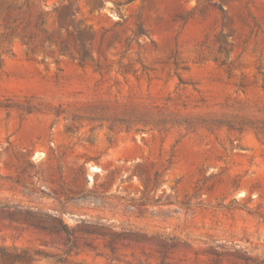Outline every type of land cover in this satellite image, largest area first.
Listing matches in <instances>:
<instances>
[{
	"label": "rangeland",
	"instance_id": "374dc122",
	"mask_svg": "<svg viewBox=\"0 0 264 264\" xmlns=\"http://www.w3.org/2000/svg\"><path fill=\"white\" fill-rule=\"evenodd\" d=\"M0 264H264V0H0Z\"/></svg>",
	"mask_w": 264,
	"mask_h": 264
}]
</instances>
